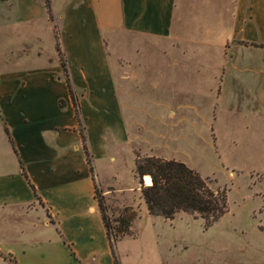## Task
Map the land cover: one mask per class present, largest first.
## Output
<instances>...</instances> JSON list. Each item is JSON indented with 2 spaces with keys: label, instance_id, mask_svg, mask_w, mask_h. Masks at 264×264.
<instances>
[{
  "label": "crops",
  "instance_id": "1",
  "mask_svg": "<svg viewBox=\"0 0 264 264\" xmlns=\"http://www.w3.org/2000/svg\"><path fill=\"white\" fill-rule=\"evenodd\" d=\"M49 3L52 19L43 0H0V47L8 54L0 64V225L11 217L39 219L53 227L56 248L71 244L77 254L87 249L109 254L112 264L93 186L111 185L103 164L115 161L125 147L133 160L132 147L141 143L143 126L132 110L138 109L135 101L142 89L144 40L167 42L178 31L180 43L190 42L185 28L193 10L213 9L216 3L220 35L214 40L219 47L264 48L259 46L264 44V0ZM50 46L51 54L45 52ZM65 73L77 100L92 171ZM14 229L12 237L21 232ZM42 248L49 252L46 244ZM13 252L0 248V257L14 258ZM228 253L205 263L260 264L238 249Z\"/></svg>",
  "mask_w": 264,
  "mask_h": 264
},
{
  "label": "rangeland",
  "instance_id": "2",
  "mask_svg": "<svg viewBox=\"0 0 264 264\" xmlns=\"http://www.w3.org/2000/svg\"><path fill=\"white\" fill-rule=\"evenodd\" d=\"M215 6L193 10L185 28L190 42L180 43L178 31L167 42L144 40L142 89L132 110L143 127L132 152L133 158L138 153L184 162L212 188L225 190L226 211L209 226L185 211L170 219L147 213L125 147L103 164L111 185L99 187L110 223L124 205L135 214L131 234L113 244L119 264H206L236 249L264 264V48L219 47ZM7 57L0 47V64ZM29 219L11 217L0 225V248L13 249L18 264H111L109 254H77L71 244L56 248L53 227ZM15 226L21 232L12 237ZM0 264L8 263L0 257Z\"/></svg>",
  "mask_w": 264,
  "mask_h": 264
},
{
  "label": "trees",
  "instance_id": "3",
  "mask_svg": "<svg viewBox=\"0 0 264 264\" xmlns=\"http://www.w3.org/2000/svg\"><path fill=\"white\" fill-rule=\"evenodd\" d=\"M43 3L48 18L52 19L49 0H43ZM259 46H264V44H259ZM56 49L60 57V64L66 72L65 63L57 46ZM64 80L73 106L82 150L89 170L92 171L91 154L87 149L77 100L66 73ZM133 173L138 178L139 194L146 212L149 214H158L170 219L177 211H185L192 213L194 217H200L203 226H209L226 211L225 190L223 188H212L204 177L180 160L135 153ZM145 175L150 178L148 184H144L141 180V177L143 178ZM93 198L107 238L112 264H119L114 253L113 244L115 240L123 235L131 234L129 227L135 216L134 211L130 205L122 206L120 209L121 214L113 218L114 223L112 224L106 214L102 190L96 185L93 186ZM2 256L8 261V264H15L14 258L9 254H3Z\"/></svg>",
  "mask_w": 264,
  "mask_h": 264
},
{
  "label": "bare ground",
  "instance_id": "4",
  "mask_svg": "<svg viewBox=\"0 0 264 264\" xmlns=\"http://www.w3.org/2000/svg\"><path fill=\"white\" fill-rule=\"evenodd\" d=\"M143 178H144L146 184H148L150 182V178L148 175H145Z\"/></svg>",
  "mask_w": 264,
  "mask_h": 264
}]
</instances>
